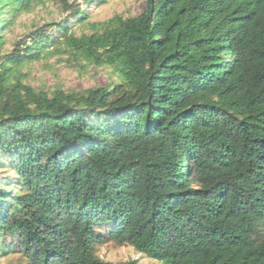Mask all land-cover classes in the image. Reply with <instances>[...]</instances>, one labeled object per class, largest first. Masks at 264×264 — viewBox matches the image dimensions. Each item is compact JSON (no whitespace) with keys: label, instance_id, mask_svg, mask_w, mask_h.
Returning <instances> with one entry per match:
<instances>
[{"label":"trees","instance_id":"16d2710c","mask_svg":"<svg viewBox=\"0 0 264 264\" xmlns=\"http://www.w3.org/2000/svg\"><path fill=\"white\" fill-rule=\"evenodd\" d=\"M108 1H62L92 33L63 20L1 58L0 256L109 264L95 247L111 242L160 264H264V0H145L88 23ZM60 45L120 82L9 84L6 65Z\"/></svg>","mask_w":264,"mask_h":264},{"label":"rangeland","instance_id":"374dc122","mask_svg":"<svg viewBox=\"0 0 264 264\" xmlns=\"http://www.w3.org/2000/svg\"><path fill=\"white\" fill-rule=\"evenodd\" d=\"M62 1L79 4V11L85 9L84 0H23L17 5H6L0 10V64L2 57L16 52L29 42L31 33L42 30L51 34L50 25L63 20L71 23L73 35L90 34L88 24L79 26L65 12ZM145 0H109L102 5H89L86 10L88 23L104 22L113 16L130 18L139 15ZM56 36V34H52ZM8 67V82H20L31 87L35 92H44L51 97L55 92L82 93L89 89L111 88L120 82L118 73L111 67H97L82 57L75 55L64 46L50 47L37 61L20 67ZM2 70V69H0ZM7 166H0V177L6 175ZM14 252L0 256V264H24L25 260L17 247ZM96 255L105 263L160 264L136 253L130 246H117L111 242L95 247Z\"/></svg>","mask_w":264,"mask_h":264}]
</instances>
